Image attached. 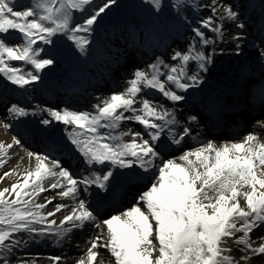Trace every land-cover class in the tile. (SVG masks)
<instances>
[{
    "label": "snow or ice",
    "instance_id": "1",
    "mask_svg": "<svg viewBox=\"0 0 264 264\" xmlns=\"http://www.w3.org/2000/svg\"><path fill=\"white\" fill-rule=\"evenodd\" d=\"M93 2L34 0L24 10H15V0H0V73L21 88L38 81L39 75L23 73L6 61H23L36 72L41 71L54 63V57H41L42 49L34 45L37 40L44 45L53 44V37L58 34L66 36L80 53H85L90 41L79 33L90 34L99 17L117 0H103L81 22H74L73 13H85ZM146 2L159 11L161 0ZM189 3L191 0H175L173 6L179 10ZM200 6L209 9L211 15L198 21L199 26L192 29L195 35L187 51L173 54L171 59L177 61L175 65L158 60L149 65L148 71L136 70L125 90L93 106L94 113L46 110L52 119H43L40 123L47 126L54 120L73 126L68 139L85 163L89 167L104 165L106 170L103 174L93 171L77 179L60 161L47 154L25 150L29 160H34V166L21 173L18 163L0 175V180L17 177L10 188L0 190V264H11L7 257L28 242L19 238V233H28L30 239L51 234L62 241L73 229H83L88 224L104 231L88 241L86 253L75 264H248L253 256L264 255V235L255 239L250 235L264 226V139L254 133L239 142L223 145L209 141L183 152L176 159H168L158 167L150 186L133 206L99 223L86 201L79 198L80 185H84L85 191L91 185L107 191L111 184L118 183L121 176L116 174L117 169L138 166L148 172L156 167L159 153L155 142L160 140L166 127L177 125L179 121L173 111L148 98L138 97L151 89L170 101L184 100L172 86L180 91L197 86L201 83L199 72L207 71V64L212 62L203 49L215 40L207 37L202 29L210 30L217 39L223 40L224 25L217 24L215 18L238 20L233 6L221 0H208ZM236 26L244 27L243 24ZM13 32L19 33L21 41L15 45L6 39L11 38ZM193 61L198 71L190 74ZM161 66L166 71L162 72ZM8 111L14 118L29 115L26 109L15 104ZM195 119L189 117L191 121ZM124 121L142 125L149 138L131 130L113 135L112 131L119 129ZM258 123L264 127V122ZM0 127L7 130L11 124L0 122ZM100 129L111 131L101 133ZM190 134L188 127L179 135L169 129L171 141L177 145ZM129 135L130 141L125 142L124 137ZM14 146H22V141L15 136L11 142L0 141V168L12 159L9 150ZM19 159L22 161L23 157ZM48 191L55 194L45 196V202L38 203L40 194ZM13 193L15 198L6 197ZM56 197L74 203L71 206L55 203L53 210L45 213L43 210L52 205ZM64 209L68 211L59 225L55 219H48ZM64 225L70 227H62ZM233 245L240 253L238 258L233 254ZM101 249L110 254L107 259L102 257ZM49 259L58 262L61 257Z\"/></svg>",
    "mask_w": 264,
    "mask_h": 264
},
{
    "label": "bare ground",
    "instance_id": "2",
    "mask_svg": "<svg viewBox=\"0 0 264 264\" xmlns=\"http://www.w3.org/2000/svg\"><path fill=\"white\" fill-rule=\"evenodd\" d=\"M174 2L175 0H161L160 9L157 11L153 5L143 0L125 10L121 21L110 17L91 32L86 52L82 54L78 51L73 58L62 53L65 47H59L63 59L67 60L69 71L63 72L58 80L49 79L43 90L34 83L21 88L0 80V122L11 124V128L7 130L0 127V141L11 142L13 136L22 141V146H14L9 150L12 159L0 168V175L15 168L18 163V172L21 173L23 169L34 166V160H29L25 150L47 154L60 161L77 179L93 171L103 174L106 170L104 165L89 167L71 144L68 134L73 126L59 122L45 126L40 121L43 117H50L46 110H55V106L60 104L94 113L93 106L112 94L125 90L136 70L148 71L149 65L158 60L175 65L177 61L171 59L173 54L176 51H187L195 35L192 29L198 27V21L206 19L211 12L200 6L208 0H191V3L185 4L179 10L173 6ZM221 3L231 4L238 13V20L220 21L218 17L215 18L217 24L224 25V39L220 41L215 33L202 29L215 43L203 49L212 62L207 64V71L199 72L201 83L187 91H180L172 86L177 94L184 96V100L179 102L170 101L151 89L145 90L138 97L148 98L158 106L173 111L179 121L177 125L166 127L160 140L155 142L159 153L155 160L156 167L148 172L138 166L117 169L116 174L121 179L118 183L111 184L107 191L96 185L89 186L85 191L84 185H80L79 198L85 200L96 215V223L133 206L139 195L150 186L158 167L168 159H176L183 152L209 141L217 145L239 142L249 133L264 139V127L255 125L264 122V56L261 55L264 53V0H221ZM237 24H243L244 27L239 28ZM237 35L240 39H233ZM18 36L14 34L12 38L18 39ZM241 69L251 74L247 73L240 79ZM161 71L166 69L161 66ZM197 71L196 62L193 61L190 74ZM206 94L209 95L207 98ZM205 98L213 102L215 107L208 113V109L202 104ZM14 104L26 109L29 115L14 118L8 111ZM259 109L261 114L251 117L259 113ZM193 116L196 117L195 121L189 120ZM207 117H211L209 124L206 123ZM184 127L191 129L190 136L185 137L179 145L172 143L169 129L179 135ZM128 130L141 132L144 138H149L143 126L134 121L122 122L121 127L112 131V134ZM109 131L111 130L100 129L101 133ZM130 139V135L124 137L125 142ZM20 157H23L22 161ZM16 179V176H12L0 180V190L10 188ZM54 194L53 191L41 193L37 202L44 203L45 196L51 197ZM99 195L110 197L106 202H101ZM55 203H67L71 206L74 202L56 197L53 204L43 211H52ZM67 211L68 209H64L48 219H55L59 225ZM102 231L103 228L96 229L88 224L83 229H73L62 241H58L51 234L30 239L28 233H19L18 237L28 242L15 248L8 258H27L28 253L35 252V256L39 257V264H75L86 253L88 241ZM250 235L253 239L264 235V226ZM232 247L233 254L238 258L239 251L234 245ZM100 251L103 258L109 257L107 250ZM21 254L25 255L22 257ZM50 257H61V260L57 262L49 259ZM248 264H264V255L253 256Z\"/></svg>",
    "mask_w": 264,
    "mask_h": 264
},
{
    "label": "rangeland",
    "instance_id": "3",
    "mask_svg": "<svg viewBox=\"0 0 264 264\" xmlns=\"http://www.w3.org/2000/svg\"><path fill=\"white\" fill-rule=\"evenodd\" d=\"M143 0H117V2L111 6V8L106 11V13L102 14L101 17H99L98 22L93 26V30L96 26H100L102 25V23L104 21H107L110 17L115 18V19H119L121 21V15L124 13L125 10L135 6L137 3L141 2ZM34 2V0H15L14 3V8L15 10H24L26 7L29 6L30 3ZM103 2V0H94L93 4L91 6H88V9L85 13H80V12H74L73 16H74V22H81L83 17L86 16L89 12H91L92 10H94L97 6H99L101 3ZM264 6V4H263ZM264 12V11H263ZM92 30V31H93ZM16 35L18 36L19 33L13 32L12 35ZM91 34V33H90ZM90 34L89 33H79V35L82 36H87V38L90 40ZM19 37V36H18ZM6 39H8L9 44L15 45L20 43L21 41L18 39H14V38H8L6 37ZM53 44L50 45H44L42 41L37 40V45H34V47L38 46L40 49H42L40 56L43 58H53L54 57V63L52 65L47 66L46 68L42 69L39 72H36L35 68L30 65L27 64L23 61H6L7 63H9L11 66L19 68L22 70L23 73H27V72H32L33 74H37L40 76V79L38 81L32 82L34 84H37L38 86H40L41 90H43L44 86L47 84V82L49 81V79H53V80H58L62 77V74H64L63 72H67L69 71V66L67 64V60L63 59V54H66L73 58L76 53L79 51L74 43L70 40L67 39L66 36L62 35V34H58L57 36L53 37ZM170 47L172 46L171 44H169ZM65 47L62 53L59 50V47ZM47 74V75H46ZM0 80H4L7 81L9 84H12L11 81H9L6 77L5 79H0ZM15 87H19L18 85H14ZM55 110H64V109H69V110H73V111H78V112H86L85 109L83 108H73V107H68L66 105H59V106H55L54 108ZM259 116V113L252 115L251 117H257ZM43 119H52L51 117H43ZM56 121H52V123H54ZM7 198H15V194L13 193L11 197H8V194H6ZM25 199H28L27 197H25ZM22 233H20L21 235ZM22 246V245H21ZM21 246L17 247L20 248ZM15 251V250H14ZM29 256L27 258H17L16 260H10L11 264H19V262L21 261H28L31 264H36V262H38L39 264V257H37V255L35 256V252H30L28 253ZM25 254H21V256L23 257ZM7 259H9L7 257Z\"/></svg>",
    "mask_w": 264,
    "mask_h": 264
},
{
    "label": "water",
    "instance_id": "4",
    "mask_svg": "<svg viewBox=\"0 0 264 264\" xmlns=\"http://www.w3.org/2000/svg\"><path fill=\"white\" fill-rule=\"evenodd\" d=\"M6 76H4L3 73H0V79H4Z\"/></svg>",
    "mask_w": 264,
    "mask_h": 264
}]
</instances>
